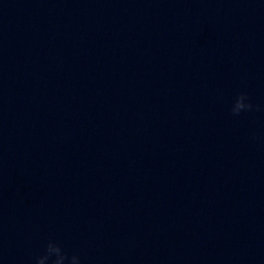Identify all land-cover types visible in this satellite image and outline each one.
<instances>
[{
  "label": "water",
  "instance_id": "obj_1",
  "mask_svg": "<svg viewBox=\"0 0 264 264\" xmlns=\"http://www.w3.org/2000/svg\"><path fill=\"white\" fill-rule=\"evenodd\" d=\"M260 0H0V264H264ZM258 134L256 142L250 136Z\"/></svg>",
  "mask_w": 264,
  "mask_h": 264
},
{
  "label": "clouds",
  "instance_id": "obj_2",
  "mask_svg": "<svg viewBox=\"0 0 264 264\" xmlns=\"http://www.w3.org/2000/svg\"><path fill=\"white\" fill-rule=\"evenodd\" d=\"M264 3V0H260ZM249 112L264 113V105L253 104L246 91L235 94L228 105V113L232 117H240ZM260 139L258 134L250 136V140L256 142ZM32 264H84L78 252L69 253L56 239L49 237L43 244L39 255L32 258Z\"/></svg>",
  "mask_w": 264,
  "mask_h": 264
}]
</instances>
